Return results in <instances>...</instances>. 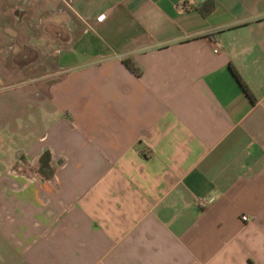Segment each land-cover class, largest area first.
<instances>
[{
	"label": "crops",
	"instance_id": "1",
	"mask_svg": "<svg viewBox=\"0 0 264 264\" xmlns=\"http://www.w3.org/2000/svg\"><path fill=\"white\" fill-rule=\"evenodd\" d=\"M22 9L14 57L45 78L0 100L18 140L0 153V264H264V0Z\"/></svg>",
	"mask_w": 264,
	"mask_h": 264
},
{
	"label": "rangeland",
	"instance_id": "2",
	"mask_svg": "<svg viewBox=\"0 0 264 264\" xmlns=\"http://www.w3.org/2000/svg\"><path fill=\"white\" fill-rule=\"evenodd\" d=\"M21 3L22 8H26L24 12V17H28V4L30 0H0V64L3 63V67L6 70L15 71V74L6 73L3 77V79L0 78V100L2 101H12L17 96L19 97L20 94L26 93L28 88H31L32 84H38L40 82H44V74H38L33 76L32 74H29V67L26 66L25 69H21V67L18 66V61L20 62H26L28 59L20 60L24 55H21L22 57L20 59L15 58V53H19L18 50V44L17 42H13L11 40V37L14 35H17L19 38H24L25 35H28L29 27L28 20H21L17 17V22L14 17V13L16 16L19 14L18 11H14V5L16 3ZM27 10V11H26ZM10 27V28H9ZM13 28L16 29V31H13ZM28 44V43H26ZM22 53V52H20ZM32 67V66H31ZM20 70V71H19ZM41 69H37L38 72H41ZM58 76L57 73H54L53 77ZM41 79L40 82H35ZM13 120H7L6 119V128L5 132L9 130L10 126L9 124ZM29 122L31 120L29 119ZM11 125V124H10ZM28 125L23 124L22 126H19V128L22 130V132L26 131L28 129ZM0 132V153L3 152V149H9L10 152H14V150H17L18 147V140L14 137H10L9 133Z\"/></svg>",
	"mask_w": 264,
	"mask_h": 264
},
{
	"label": "trees",
	"instance_id": "3",
	"mask_svg": "<svg viewBox=\"0 0 264 264\" xmlns=\"http://www.w3.org/2000/svg\"><path fill=\"white\" fill-rule=\"evenodd\" d=\"M124 64L132 71H134V73L138 74V70L136 69V67L134 66L133 63H131V61L129 60H124ZM232 73L235 76L237 82L240 84V86L242 87V89L244 90V92L248 95L251 96L250 91L246 85V83L242 80V78L240 77V75L236 72V70L231 67ZM50 160V153L48 151H45L41 154V156L39 157V171L42 173V175H44L45 177H50L52 174V170L49 168L48 162Z\"/></svg>",
	"mask_w": 264,
	"mask_h": 264
},
{
	"label": "built area",
	"instance_id": "4",
	"mask_svg": "<svg viewBox=\"0 0 264 264\" xmlns=\"http://www.w3.org/2000/svg\"><path fill=\"white\" fill-rule=\"evenodd\" d=\"M99 19H102V17H100ZM214 51H217V50H214ZM210 201H211V200H202V201L199 202V205L204 206L205 204H207V203L210 202ZM241 219H242V220H246L247 217L244 216V215H242V216H241Z\"/></svg>",
	"mask_w": 264,
	"mask_h": 264
}]
</instances>
